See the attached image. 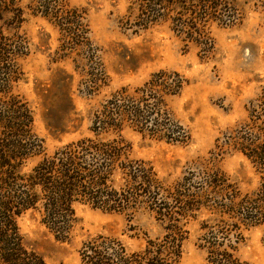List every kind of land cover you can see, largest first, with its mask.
<instances>
[{"label":"trees","instance_id":"trees-1","mask_svg":"<svg viewBox=\"0 0 264 264\" xmlns=\"http://www.w3.org/2000/svg\"><path fill=\"white\" fill-rule=\"evenodd\" d=\"M0 0V264H45L28 249L19 222L35 215L57 241L77 225L75 209L88 206L132 218L150 214L162 235L128 250L117 238L97 235L81 244L80 264H180L186 225L203 213L198 247L206 264H250L236 256L242 231L264 225V88L249 105L246 120L216 140L211 158L166 183L153 168L131 157L122 132L130 129L154 140L186 145L189 132L169 107L187 81L159 70L136 88L121 87L93 110L88 135L47 153L34 130L33 113L18 87L25 81L22 61L30 54L21 30L26 16L39 17L58 34L60 58L75 54L83 62L81 93L96 96L108 86L98 48L90 38L87 12L70 0ZM264 10V0H258ZM241 22L235 0H128L119 24L136 33L159 24L182 43L209 54V28ZM64 131H60V133ZM240 153L259 179L243 194L216 166L215 158Z\"/></svg>","mask_w":264,"mask_h":264},{"label":"rangeland","instance_id":"rangeland-1","mask_svg":"<svg viewBox=\"0 0 264 264\" xmlns=\"http://www.w3.org/2000/svg\"><path fill=\"white\" fill-rule=\"evenodd\" d=\"M20 3L25 6L27 0ZM70 4L87 12L90 38L99 50L108 86L93 97L82 94L83 62L74 53L60 58L56 30L39 17L26 16L21 30L30 54L22 61L25 81L18 91L31 108L34 130L47 153L87 136L93 110L110 93L124 86L136 88L159 70L175 71L187 85L169 107L189 132V142L169 144L130 129L122 132L131 146V157L148 163L159 179L172 183L194 169L197 161L211 158L216 140L246 120L249 105L264 88V10L258 0H235L241 22L232 27L211 25L214 49L204 55L191 44L185 46L168 24L136 33L122 28L119 20L128 0H70ZM215 164L243 194L258 189L259 179L240 153L216 157ZM75 216L74 233L61 242L37 216L27 214L19 222L26 247L45 264H80L78 250L94 236L117 238L128 250L136 251L146 239L162 235L159 224L144 211L128 218L77 206ZM207 219L203 213L186 225L180 264H206L198 241L199 224ZM242 237L236 256L250 264H264V225L243 230Z\"/></svg>","mask_w":264,"mask_h":264}]
</instances>
